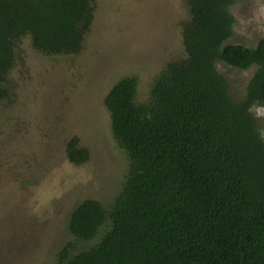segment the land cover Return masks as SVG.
I'll use <instances>...</instances> for the list:
<instances>
[{"label": "trees", "instance_id": "16d2710c", "mask_svg": "<svg viewBox=\"0 0 264 264\" xmlns=\"http://www.w3.org/2000/svg\"><path fill=\"white\" fill-rule=\"evenodd\" d=\"M237 1L187 0V55L163 67L147 99L136 75L109 89L112 129L130 159L125 184L109 210L88 198L72 211L78 240L108 228L77 253L67 243L58 264H264V137L251 110L264 106V37L229 42ZM94 10V0H0V102L21 38L46 54L79 53ZM219 60L255 66L241 101ZM68 154L89 156L75 139Z\"/></svg>", "mask_w": 264, "mask_h": 264}, {"label": "rangeland", "instance_id": "374dc122", "mask_svg": "<svg viewBox=\"0 0 264 264\" xmlns=\"http://www.w3.org/2000/svg\"><path fill=\"white\" fill-rule=\"evenodd\" d=\"M94 3L79 53H43L30 35L17 42L0 102V264H58L67 243L77 253L101 239L108 224L92 239L78 240L69 219L88 198L109 210L125 184L130 159L114 135L106 94L136 75L138 99H147L163 67L187 55V0ZM230 11L235 36L229 42L257 45L264 37V0H238ZM216 67L241 101L255 66L241 69L219 60ZM251 110L264 137V106ZM73 138L89 150L87 161L70 160Z\"/></svg>", "mask_w": 264, "mask_h": 264}, {"label": "flooded vegetation", "instance_id": "af4514ba", "mask_svg": "<svg viewBox=\"0 0 264 264\" xmlns=\"http://www.w3.org/2000/svg\"><path fill=\"white\" fill-rule=\"evenodd\" d=\"M76 140V143H77V146H79V147H81V148H85V147H82V146H80L79 145V141H78V139H76V138H73L72 140ZM71 140V141H72ZM70 143V142H69ZM69 143H68V145H69ZM67 149H68V146H67ZM85 149H87V148H85ZM88 150V149H87ZM88 154H89V156H88V158L86 159V160H84V161H82V162H79V163H83V162H85V161H87L89 158H90V152H89V150H88ZM69 155V154H68ZM73 162V161H72ZM76 163H78V162H76Z\"/></svg>", "mask_w": 264, "mask_h": 264}, {"label": "water", "instance_id": "95a60500", "mask_svg": "<svg viewBox=\"0 0 264 264\" xmlns=\"http://www.w3.org/2000/svg\"><path fill=\"white\" fill-rule=\"evenodd\" d=\"M93 21H94V20H93ZM85 36H86V34H85ZM84 39H85V38H84ZM80 203H81V202H80ZM80 203H79V204H80ZM79 204H78V205H79ZM78 205H77V206H78ZM77 206H76V207H77ZM76 207H75V208H76ZM70 216H71V215H70ZM69 229H70V228H69Z\"/></svg>", "mask_w": 264, "mask_h": 264}]
</instances>
